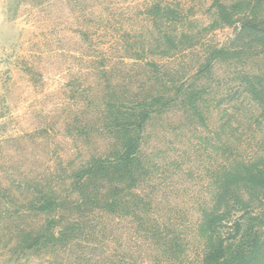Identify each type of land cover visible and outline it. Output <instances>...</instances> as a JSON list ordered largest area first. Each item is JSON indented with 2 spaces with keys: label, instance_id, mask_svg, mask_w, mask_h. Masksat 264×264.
Wrapping results in <instances>:
<instances>
[{
  "label": "rangeland",
  "instance_id": "1",
  "mask_svg": "<svg viewBox=\"0 0 264 264\" xmlns=\"http://www.w3.org/2000/svg\"><path fill=\"white\" fill-rule=\"evenodd\" d=\"M216 1L241 2L231 24ZM256 1L0 0V264H203L217 176L264 153L244 77L264 84V38L240 24ZM137 103L142 220L78 208L75 175L115 153V113Z\"/></svg>",
  "mask_w": 264,
  "mask_h": 264
},
{
  "label": "trees",
  "instance_id": "2",
  "mask_svg": "<svg viewBox=\"0 0 264 264\" xmlns=\"http://www.w3.org/2000/svg\"><path fill=\"white\" fill-rule=\"evenodd\" d=\"M216 2L220 14L231 24L233 17L239 13L241 2L237 1L229 6ZM250 2H247L248 6L251 5ZM259 2L260 0L256 1L253 9L254 6L258 7ZM255 15L240 23L241 30L247 29L264 38V17L258 18V14ZM214 54H221V50L216 49ZM244 77L252 95L260 103L264 121V84L261 85L258 76H255L260 82L258 86L252 84L249 74ZM196 92L189 87L184 100L192 103L190 97ZM162 99V96H156L151 99L152 104ZM140 104L143 103L123 105L125 111H116L115 123L110 126V129L117 132L114 138L119 146L115 148V153L107 157H93L75 175L74 185L82 196L78 208L87 207L91 213L97 210L110 214L125 213L142 220L139 213L143 206H149V202L135 192L138 191L146 168L139 153L141 138L133 133L132 128L139 127L148 118L149 112L142 110L136 114L135 110L141 107ZM230 153L232 154V150ZM229 159L217 176L213 202L203 211L198 227L205 243L202 261L203 264H264V153L247 161L236 157ZM54 203L52 201L51 206ZM233 208L245 209V214L235 218L230 226L231 230L224 232L229 225L226 219ZM99 225L104 228L105 224L100 221ZM100 231L103 230L98 233ZM145 231L149 236L152 234V238L156 236L152 228L146 227ZM175 245L181 246L178 243Z\"/></svg>",
  "mask_w": 264,
  "mask_h": 264
}]
</instances>
